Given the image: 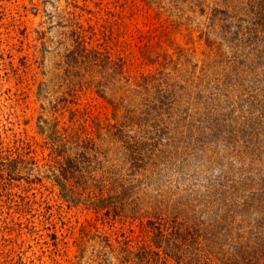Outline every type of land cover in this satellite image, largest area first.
Returning a JSON list of instances; mask_svg holds the SVG:
<instances>
[{"label": "rangeland", "instance_id": "374dc122", "mask_svg": "<svg viewBox=\"0 0 264 264\" xmlns=\"http://www.w3.org/2000/svg\"><path fill=\"white\" fill-rule=\"evenodd\" d=\"M0 264H264V0H0Z\"/></svg>", "mask_w": 264, "mask_h": 264}]
</instances>
